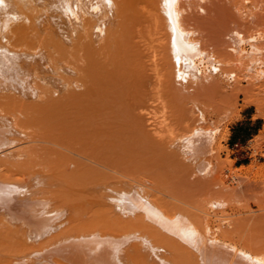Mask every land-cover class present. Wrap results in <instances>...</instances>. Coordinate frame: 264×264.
Wrapping results in <instances>:
<instances>
[{"label":"bare ground","instance_id":"bare-ground-1","mask_svg":"<svg viewBox=\"0 0 264 264\" xmlns=\"http://www.w3.org/2000/svg\"><path fill=\"white\" fill-rule=\"evenodd\" d=\"M187 1L0 0V264H264V229L218 234L130 176L143 146L180 149L199 172L212 161L229 101L182 23ZM184 80L199 113L185 128L155 112L160 90L179 112ZM247 82L245 107L263 115ZM139 85L150 104L134 103ZM220 153L221 192L264 186L254 165L225 179Z\"/></svg>","mask_w":264,"mask_h":264},{"label":"rangeland","instance_id":"rangeland-1","mask_svg":"<svg viewBox=\"0 0 264 264\" xmlns=\"http://www.w3.org/2000/svg\"><path fill=\"white\" fill-rule=\"evenodd\" d=\"M184 7L182 23L192 34L189 38L197 43L199 51L215 56V64L207 65L205 76H221L219 89L229 101L219 115L222 123L215 136L212 161L205 171L199 172L189 163L187 153L180 149L151 150L143 146L141 160L134 163L137 167L132 169L130 176L138 177L143 193L155 195L168 210H187L198 215L218 234L223 232L234 240L244 241L251 230L264 229L261 217L264 214L261 210L264 208V186L246 196L234 197L221 192L215 185L211 168L221 151V160L232 162L231 166L224 167L227 180L232 174L229 168L237 171L254 165L264 169V114H259L256 105L245 107L247 99L240 90L248 85L250 78L253 99L258 101L264 113V0H188ZM252 46L256 50H252ZM246 53L252 55L250 63L238 68L229 64L244 60ZM227 74L231 76L227 77ZM184 83L187 84L185 80ZM191 83L192 80L185 85L187 88L182 86L178 113L164 100L165 91L160 90L155 95L160 98L155 104L157 115L169 121L176 117L181 126H189L199 116L191 100ZM216 88L209 86L202 92L210 95L218 90ZM136 90V105L151 103L150 93L144 86L139 85ZM227 133L229 135L225 136ZM237 143L239 146L235 147ZM257 240L262 241L261 238Z\"/></svg>","mask_w":264,"mask_h":264},{"label":"built area","instance_id":"built-area-1","mask_svg":"<svg viewBox=\"0 0 264 264\" xmlns=\"http://www.w3.org/2000/svg\"><path fill=\"white\" fill-rule=\"evenodd\" d=\"M239 146V143L235 144V147H238Z\"/></svg>","mask_w":264,"mask_h":264}]
</instances>
